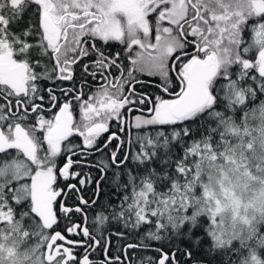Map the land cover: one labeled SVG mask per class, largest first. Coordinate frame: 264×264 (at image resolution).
<instances>
[{"label":"snow or ice","instance_id":"obj_1","mask_svg":"<svg viewBox=\"0 0 264 264\" xmlns=\"http://www.w3.org/2000/svg\"><path fill=\"white\" fill-rule=\"evenodd\" d=\"M0 264H264V0H0Z\"/></svg>","mask_w":264,"mask_h":264}]
</instances>
